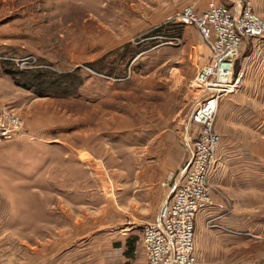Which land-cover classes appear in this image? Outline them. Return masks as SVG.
Instances as JSON below:
<instances>
[{
	"label": "rangeland",
	"instance_id": "374dc122",
	"mask_svg": "<svg viewBox=\"0 0 264 264\" xmlns=\"http://www.w3.org/2000/svg\"><path fill=\"white\" fill-rule=\"evenodd\" d=\"M237 1L0 0L1 73L46 72L52 81L42 96L22 88L19 107L0 105L23 121L18 136L0 142V186L9 200L0 264H144L131 177L145 169L160 185L178 179L197 132L191 115L204 96L192 82L207 49L192 24L175 18L208 2L245 9L248 0ZM260 40L244 41L235 72ZM29 57L50 69L27 68L21 61ZM56 145L71 146L76 157ZM60 176L63 183L53 184ZM61 191L71 198L56 197ZM259 193L250 226L235 234L242 264H264L262 183ZM60 239L71 245L59 248Z\"/></svg>",
	"mask_w": 264,
	"mask_h": 264
},
{
	"label": "crops",
	"instance_id": "0c3cea01",
	"mask_svg": "<svg viewBox=\"0 0 264 264\" xmlns=\"http://www.w3.org/2000/svg\"><path fill=\"white\" fill-rule=\"evenodd\" d=\"M214 1L241 6L237 0ZM250 6L256 14H264V0H250ZM239 69L244 71L241 86L218 102L214 131L219 144L209 176L212 204L194 219L193 243L198 264L243 263L242 239L235 234L250 226L249 217L256 214L253 201L259 198L260 184H264V41H257V48L244 58ZM26 93L0 71V105L11 103L19 107L26 102ZM56 146L76 157L71 146ZM67 158L68 154L62 151L60 159ZM61 179L64 180L63 176L53 177V184L63 183ZM160 180L159 175L145 169L137 170L131 177L130 207L138 217H143L139 220L142 225L157 221L166 195L177 183L174 178L162 186ZM71 196L61 191L56 197L68 200ZM8 210V196L0 186V216H9ZM3 227L1 223L0 231ZM56 244L63 248L71 241L60 239Z\"/></svg>",
	"mask_w": 264,
	"mask_h": 264
},
{
	"label": "built area",
	"instance_id": "2783aa9c",
	"mask_svg": "<svg viewBox=\"0 0 264 264\" xmlns=\"http://www.w3.org/2000/svg\"><path fill=\"white\" fill-rule=\"evenodd\" d=\"M248 1L245 9L239 11L208 2L202 12L195 13L193 5H189L175 18L192 24L207 49L205 67L192 82L204 96L191 115L197 132L191 141L187 164L157 221L141 227L144 264H198L193 243L194 219L212 204L209 176L219 143L213 128L218 102L233 94L242 81L243 71L233 69L239 46L246 39L264 38V17L254 13ZM21 62L30 65L27 68L50 69L36 65L34 57ZM22 127L23 121L17 115L4 108L0 110V142L18 136Z\"/></svg>",
	"mask_w": 264,
	"mask_h": 264
},
{
	"label": "trees",
	"instance_id": "16d2710c",
	"mask_svg": "<svg viewBox=\"0 0 264 264\" xmlns=\"http://www.w3.org/2000/svg\"><path fill=\"white\" fill-rule=\"evenodd\" d=\"M3 63L7 65V62H2V69L5 68ZM3 70L4 74L8 75L16 86L24 89H32V92L38 96H42L44 94L43 90L50 87L52 82L44 77L46 72L43 74L41 72L34 71L29 74H23L21 71L7 72V70ZM53 86H56L54 82Z\"/></svg>",
	"mask_w": 264,
	"mask_h": 264
},
{
	"label": "bare ground",
	"instance_id": "6f19581e",
	"mask_svg": "<svg viewBox=\"0 0 264 264\" xmlns=\"http://www.w3.org/2000/svg\"><path fill=\"white\" fill-rule=\"evenodd\" d=\"M219 144V143H218ZM218 146V145H217ZM216 150H217V148H216ZM215 154H216V152H215Z\"/></svg>",
	"mask_w": 264,
	"mask_h": 264
}]
</instances>
